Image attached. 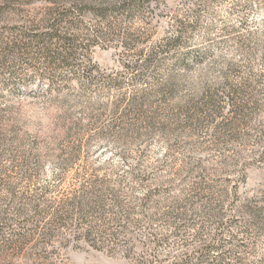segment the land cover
<instances>
[{"label":"rangeland","instance_id":"rangeland-1","mask_svg":"<svg viewBox=\"0 0 264 264\" xmlns=\"http://www.w3.org/2000/svg\"><path fill=\"white\" fill-rule=\"evenodd\" d=\"M120 2L0 0V264H264V0Z\"/></svg>","mask_w":264,"mask_h":264},{"label":"trees","instance_id":"trees-1","mask_svg":"<svg viewBox=\"0 0 264 264\" xmlns=\"http://www.w3.org/2000/svg\"><path fill=\"white\" fill-rule=\"evenodd\" d=\"M137 2L138 0H122V2L115 4L112 9L108 8L109 6H105V8L97 7V10L94 12V14L105 20L112 15L111 13L118 11H120L119 13H122V11L125 12L129 10V7L132 6V4ZM73 12L76 13L77 16H81L80 10L74 5H71L68 10H53L49 12V17L47 20L49 21L51 28L49 32H43L37 35L34 34L31 36V38L36 39V41L37 39L39 41L59 40L60 45L58 47L60 48V51L57 49L55 54L62 56L64 60L69 59L79 49L81 50V46L79 44L80 41L78 42L80 36L71 37L72 35L70 36L67 31L59 30L58 26L60 23L65 21L67 22L68 20H65V18L69 19L71 15H74ZM91 32L95 37L98 36L99 31H97V29H91ZM81 72L88 76L89 72H91V69H81ZM195 232L196 228H194L193 233ZM1 233L2 229L0 228V237ZM193 233H189L188 235H191L192 237ZM221 233L215 235V237L211 239L214 242L212 241L211 243L209 241H205L201 246L202 248L195 251V256H193V253H183V255L181 254L180 257L173 256V261L171 264H245L244 258L241 256L242 254L248 252L246 250L244 241L240 242L238 239H235V237H233L234 234L221 235ZM182 235H185V233H182ZM188 238L182 237L180 240L187 241L186 239Z\"/></svg>","mask_w":264,"mask_h":264}]
</instances>
